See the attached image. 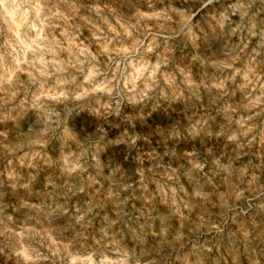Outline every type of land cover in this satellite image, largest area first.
Returning <instances> with one entry per match:
<instances>
[{
	"label": "rangeland",
	"instance_id": "obj_1",
	"mask_svg": "<svg viewBox=\"0 0 264 264\" xmlns=\"http://www.w3.org/2000/svg\"><path fill=\"white\" fill-rule=\"evenodd\" d=\"M0 264H264V0H0Z\"/></svg>",
	"mask_w": 264,
	"mask_h": 264
},
{
	"label": "bare ground",
	"instance_id": "obj_2",
	"mask_svg": "<svg viewBox=\"0 0 264 264\" xmlns=\"http://www.w3.org/2000/svg\"><path fill=\"white\" fill-rule=\"evenodd\" d=\"M8 10V9H7ZM10 13V12H9ZM27 45V44H26Z\"/></svg>",
	"mask_w": 264,
	"mask_h": 264
}]
</instances>
